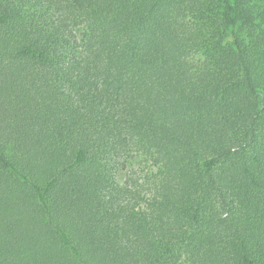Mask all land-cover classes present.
<instances>
[{
  "label": "trees",
  "instance_id": "obj_1",
  "mask_svg": "<svg viewBox=\"0 0 264 264\" xmlns=\"http://www.w3.org/2000/svg\"><path fill=\"white\" fill-rule=\"evenodd\" d=\"M0 264H264V0H0Z\"/></svg>",
  "mask_w": 264,
  "mask_h": 264
}]
</instances>
